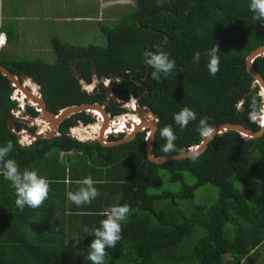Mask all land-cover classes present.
Returning <instances> with one entry per match:
<instances>
[{
	"label": "trees",
	"instance_id": "obj_1",
	"mask_svg": "<svg viewBox=\"0 0 264 264\" xmlns=\"http://www.w3.org/2000/svg\"><path fill=\"white\" fill-rule=\"evenodd\" d=\"M134 1L133 10L131 6L120 9V16L126 15L116 27L100 24L106 20L98 18L97 27L107 38L106 47L79 46L54 37L51 49L55 63L17 58L16 52L6 54L4 48L0 64L38 83L53 114L68 106L99 102L107 90L104 85L95 89V95L81 85V81L92 84L95 75L112 80L122 76V81L113 82L111 88L125 100L132 95L139 97L147 89L141 105L151 107L159 118L153 147L156 157L182 154L199 144L202 137L196 128L203 117L212 128L235 123L259 130L250 113L252 100L259 105L262 98L256 94L258 88L252 90L246 58L264 46V23L253 18L250 0ZM1 32L9 34V44L13 45L14 28L5 25ZM166 36L169 41L161 44ZM213 46L220 48L215 75L209 73L205 55ZM149 48V52L163 51L176 61L167 78L161 76L157 81L151 77L153 69L145 62ZM196 52L201 58L193 63ZM254 66L264 78V58L257 59ZM130 74L146 77L144 86L133 81ZM12 92L11 81L0 72V146L11 141L15 148L9 158L17 161L21 171L36 170L46 178L49 192L40 207L20 210L15 204V190L4 180L0 165V264H69L71 256L76 264H91L88 247L95 229L106 218L105 212L123 204H128L131 212L122 224L121 240L106 250L105 264H242L246 258L253 263L261 258L264 136L246 141L236 132H228L216 137L195 160L158 165L147 159L146 132L132 142L110 148L64 135L78 125V120L84 124L93 121L82 113L64 121L60 137L25 147L8 128L16 104L10 98ZM183 107L195 111L197 120L181 129L173 117ZM112 108L114 113L122 111L115 105ZM169 125L177 136L176 150L164 153L161 149L166 140L160 130ZM23 127L17 124L18 129ZM71 150L79 153L67 156V163H62L60 152ZM161 170L167 171L171 183H181L178 191L149 193L163 185ZM185 173L196 183L189 185ZM87 176L97 182L100 195L91 204L77 207L66 194L77 191V181ZM205 185L219 189L214 204L197 206L192 212L179 206L178 201H193L196 190ZM163 201L172 204L157 209L156 202ZM201 232L197 242H186ZM77 239L83 240L84 250L74 255Z\"/></svg>",
	"mask_w": 264,
	"mask_h": 264
},
{
	"label": "clouds",
	"instance_id": "obj_2",
	"mask_svg": "<svg viewBox=\"0 0 264 264\" xmlns=\"http://www.w3.org/2000/svg\"><path fill=\"white\" fill-rule=\"evenodd\" d=\"M249 9L254 14L253 18L255 20L264 23V0H250ZM1 34L6 36L5 33ZM7 44L8 38L6 44L0 45V52L7 46ZM219 51V46H213L205 53L208 57L207 67L211 75H215L219 71ZM145 55L147 57L145 61L146 64L151 66L153 69L150 75L157 81L161 79V76L167 78L175 69L176 61L174 59L170 60L169 55L163 51L149 52L145 53ZM200 58L201 53L196 52L193 55V63H198ZM96 77L98 76H94L92 84H87L85 81H81L84 91H87L85 86H89L91 90H93L94 87L99 88L101 84L104 85L106 89L110 90L113 82H117V79L119 78L116 77L114 80L107 78L108 80L103 81L104 77L102 79L99 77L97 79ZM95 80H97L96 82L98 83L96 86L93 85ZM110 80L112 83H110ZM28 82L31 83L30 80ZM31 84L35 86L36 90H33V88L29 85H26V82H24L23 87L29 88V90L33 92H38L39 89L36 87V84L38 83L33 80ZM91 85H93V87ZM12 94L13 95L10 98L16 103V96L18 95L17 87L13 86ZM251 107L252 111L250 113V118L253 121H258L264 125V99L259 102V105L257 104L256 99H253ZM173 118L175 123L183 129L186 128L190 122L197 120V113L189 107H183L179 112L174 114ZM196 131L202 137V143H207L213 139L214 129L208 124L207 117L200 118ZM160 135L166 140V143L162 146L161 150L164 153L175 151L174 142L176 141L177 136L175 135L173 128L170 125L165 126L160 130ZM14 148L15 146L11 141L7 142L4 146H0V165H2L3 168V178L4 180L10 182L12 188L15 190V204L20 210H23L25 206L33 209L38 208L43 204L44 200L47 199L49 181L40 176L36 170H29L25 168L21 171L17 161L9 158V154L14 151ZM190 156L191 159L195 160L198 158L199 152H193ZM96 183L97 182L91 176L78 180L77 184H79L80 187L75 192H67V199L74 203L77 207L84 204H91V202L100 195L98 188L95 186ZM130 212V206L128 204H123L112 206L110 210L104 213L106 218L102 219L99 227L95 229L93 233L94 239L88 247L89 252L87 259L91 262V264H105V257L107 255L106 250L109 248H115L117 243L121 240L122 224L127 220ZM85 231L87 232L88 229H85ZM76 241L78 243L79 239Z\"/></svg>",
	"mask_w": 264,
	"mask_h": 264
},
{
	"label": "water",
	"instance_id": "obj_3",
	"mask_svg": "<svg viewBox=\"0 0 264 264\" xmlns=\"http://www.w3.org/2000/svg\"><path fill=\"white\" fill-rule=\"evenodd\" d=\"M169 38L166 36V40L161 44H166ZM150 48L147 50L149 53ZM264 58V46H261L251 52L246 58V68L248 74L253 78L252 90L258 88L256 94L264 99V78L262 75L255 69L254 63L257 59ZM0 72L7 77L14 87L18 89L19 97H22V94L25 93L28 98V105L31 107H36L40 115L38 117H20L9 119L8 128L10 132L19 139V143L25 147L31 146L39 140H49L54 137L59 136L60 127L62 123L78 114L86 113L91 115L95 120V125H90L85 127L83 130V135L81 132L77 131L81 135L75 136V139H79L84 142L88 140L95 141L99 143L102 147H116L122 144L132 142L139 133L146 132V155L149 162L158 165L168 164L178 160L191 159L190 154L193 152H199V156L202 155L209 147L210 143L216 138L221 137L228 132H236L242 139L248 141L252 139H259L264 136V125L258 121H253L256 123L260 129L252 130L246 128L242 124L235 123H225L218 127L213 128L214 134L213 139L207 143L200 142L197 145H193L188 148L185 153L156 157L153 154V147L156 138V133L159 129V118L156 112L147 105H141L140 97L131 98V102L128 103L124 99L120 98L113 92L111 93L112 98L115 101L117 107L129 110L132 113L126 112L119 117L112 119L111 115L107 112L104 105L100 104H81V105H72L60 110L57 114L51 113L46 106L43 96L38 94V92H31L29 88H24V82L32 83V78H21L19 75L12 73L8 68L0 64ZM98 79V77H96ZM108 80L106 77L103 78V81ZM147 78H143L142 81H146ZM110 83L112 81L110 80ZM140 85H144L140 84ZM37 89H41L39 84H36ZM146 93V92H145ZM244 101L240 103V109L243 110ZM16 122L26 124L28 126H37L40 128L37 132H29L28 129H18L15 126ZM83 125V123H81ZM117 133H126L127 137L119 142H110L109 136L116 135ZM202 141V140H201ZM22 142V143H21ZM198 156V157H199Z\"/></svg>",
	"mask_w": 264,
	"mask_h": 264
},
{
	"label": "rangeland",
	"instance_id": "obj_4",
	"mask_svg": "<svg viewBox=\"0 0 264 264\" xmlns=\"http://www.w3.org/2000/svg\"><path fill=\"white\" fill-rule=\"evenodd\" d=\"M68 1L69 0H61V3L56 2L53 4L52 0H0V27H4V24L7 22V27L14 28L13 33L17 32L18 29L20 30V35H13L14 44L11 45L8 43L6 54L10 53L7 51H14L17 53L15 54L17 58H41L53 64L56 62V56L51 49V40L54 37H58L67 43L79 46L92 44L106 47L107 38L97 27L99 24L98 15L96 13H90L95 7V4L88 3V7L84 4V13L86 16L78 14L80 19H75L73 18L77 15L75 8L68 7L74 6V3H69ZM100 2L103 3L102 1ZM119 4L124 3L120 2ZM126 5L129 4L125 2L122 7L125 10H127ZM135 7L136 3L134 1L132 10ZM94 9L96 10V8ZM125 15L126 14H122V16L112 20L107 19L105 23L100 24L116 27ZM38 16L39 19L37 20ZM47 17H52L54 21L53 26L50 25ZM35 44L37 47L33 48ZM96 81L97 80H95L93 84L95 86L98 85ZM93 85L91 86L93 87ZM161 175L163 178V185L161 187L152 188L149 191L150 194H160L166 191L176 192L181 188V183H171L169 181V174L167 171L161 170ZM185 179L189 185L196 183L195 178L188 173H185ZM218 198L219 189L213 185H205L196 190L193 201H178V204L186 212H192L197 206L214 204ZM171 204L172 203L169 201L156 202L155 207L157 209H164L171 206ZM202 235L203 232L198 233L191 239L186 240V242H190L191 245V243L197 242ZM229 235L232 236V232H229ZM83 250L82 240L78 242L72 252L74 255H79ZM259 252L262 256L257 262L253 263L246 258L242 264H264V243L260 246ZM226 258L228 259L229 256ZM68 263L76 264V258L71 256Z\"/></svg>",
	"mask_w": 264,
	"mask_h": 264
},
{
	"label": "flooded vegetation",
	"instance_id": "obj_5",
	"mask_svg": "<svg viewBox=\"0 0 264 264\" xmlns=\"http://www.w3.org/2000/svg\"><path fill=\"white\" fill-rule=\"evenodd\" d=\"M127 73H129V72H127ZM27 76H21V78H26ZM99 77V76H98ZM130 77H131V79L133 80V81H135V82H137L139 85L140 84H143L144 82L142 81V79L143 78H145V77H141V76H139L138 74H130ZM100 78V77H99ZM103 78V77H102ZM102 78H100V79H102ZM136 78H138V80L136 79ZM122 79H123V77L122 76H119V78L117 79V82H120V81H122ZM29 83V82H28ZM30 84V83H29ZM26 85H27V83H26ZM31 85V84H30ZM140 86H142V85H140ZM144 86V85H143ZM31 87V86H30ZM98 87V86H97ZM100 88V87H99ZM95 89H96V87H94V89L92 90V91H86L88 94H90V95H95L96 93V91H95ZM31 91V90H30ZM31 92H33V91H31ZM113 92L115 93V94H117V96H119L118 95V93H117V91L116 90H114L113 88H111L110 90L109 89H107L106 91H105V93H104V96L102 97V99L99 101V102H97L98 104H100V105H104L105 106V108H106V110H107V112L111 115V117H112V119H114V118H116V117H119V116H121V115H123V114H126V112H128V113H132V112H130L128 109L127 110H125V109H123V108H120V107H117L116 105H115V101H114V99L112 98V96H111V93L113 94ZM145 92L147 93L148 92V90L146 89L145 90ZM144 92V95L146 94ZM38 94H40V95H42L43 96V94H42V92H41V90H39L38 91ZM13 94H11V96H12ZM143 95V94H142ZM10 96V97H11ZM133 96V95H132ZM130 97L128 100H125L126 102H128V103H130L131 102V98H133V97ZM120 97V96H119ZM135 97V96H134ZM140 97V96H139ZM120 98H122V97H120ZM138 98V97H137ZM16 99H17V102H16V104H15V106L12 108V110H11V118L10 119H14V118H20V117H27V116H32V117H38L39 115H40V113L38 112V110H37V108L36 107H31V106H29L28 105V98L26 97V94L25 93H23L22 94V97H19V95H17L16 96ZM44 99V98H43ZM123 99V98H122ZM45 103H46V101H45ZM96 103V104H97ZM91 104H95V103H91ZM112 105H115L117 108H120V109H122V111L120 112V113H114L113 112V108H112ZM47 106V105H46ZM33 110L34 112H30L29 110ZM34 113H37V115H34ZM91 118H93L91 115H89ZM70 119V118H69ZM64 123V122H63ZM62 123V124H63ZM81 123H83V125L81 124ZM17 124H23V123H20V122H16L15 123V126L17 127ZM24 125V127L22 128V129H28V131L29 132H37V131H39L40 130V128L39 127H37V126H28V125H26V124H23ZM90 125H95V120L93 119V121H91V122H89V123H86V124H84V122L82 121V120H78V125L76 126V127H70L69 128V130L67 131V132H64V135H67V136H69L72 140H76V141H79V142H81V143H84V144H88V145H93V144H95V143H97V142H95V141H92V140H88L87 138H86V140L87 141H84V142H82V141H80L79 139H75L74 137L77 135V136H79V137H81V135L80 134H78L77 132H76V130L77 131H79V132H81V134L83 135V130L82 129H84L85 127H87V126H90ZM62 126V125H61ZM22 129H20V130H22ZM62 135V133H61V127H60V133H59V136H57V137H60ZM57 137H54V138H57ZM127 137V134L126 133H117L116 135H110L109 136V141L110 142H119V141H121V140H123V139H125ZM137 137V136H136ZM54 138H52V139H54ZM111 138H114L115 140H111ZM50 140V139H49ZM127 144V143H126ZM122 145H124V144H122ZM120 146V145H119ZM78 150H71V151H61L60 152V159L62 160V163H67V160H66V158H67V156H69V157H71V156H74L76 153H79V151L77 152ZM67 170H70L69 169V167L67 168Z\"/></svg>",
	"mask_w": 264,
	"mask_h": 264
},
{
	"label": "crops",
	"instance_id": "obj_6",
	"mask_svg": "<svg viewBox=\"0 0 264 264\" xmlns=\"http://www.w3.org/2000/svg\"><path fill=\"white\" fill-rule=\"evenodd\" d=\"M53 4H55L56 2L61 3V0H52ZM100 1H102L103 3H101ZM69 3L72 2L74 3V6H68L69 8H75V12L77 13V15H75L73 18L75 19H80L78 14H82L84 16V9H85V5H87L88 7V3L90 4H95L96 10L93 8L90 13H96L98 15V18H103L105 20L107 19H114V18H118L120 16V9L124 6L125 2L128 3L129 5L126 6H133L134 5V0H69ZM124 3V4H119V3ZM85 4V5H84ZM47 13V11H46ZM49 16V15H47ZM39 19V16L37 17V20ZM48 22L50 23L51 26H53V19L52 17H47ZM91 20V19H89ZM7 25V22L4 24V26ZM1 28V27H0ZM18 29V27H17ZM19 29L17 32H15L14 35H20L19 34ZM1 33H5L7 38H8V33L7 32H1ZM0 33V34H1ZM9 43V41H8ZM23 44V43H22ZM9 44H7L8 46ZM32 45V44H31ZM7 46L5 48H7ZM36 44L33 45V48H36ZM29 52V51H26ZM79 241H82V239H80Z\"/></svg>",
	"mask_w": 264,
	"mask_h": 264
},
{
	"label": "built area",
	"instance_id": "obj_7",
	"mask_svg": "<svg viewBox=\"0 0 264 264\" xmlns=\"http://www.w3.org/2000/svg\"><path fill=\"white\" fill-rule=\"evenodd\" d=\"M6 41H7L6 36L3 35V34H0V45H4V44H6ZM85 89H86L87 91H92L91 88H90L89 86H85Z\"/></svg>",
	"mask_w": 264,
	"mask_h": 264
},
{
	"label": "bare ground",
	"instance_id": "obj_8",
	"mask_svg": "<svg viewBox=\"0 0 264 264\" xmlns=\"http://www.w3.org/2000/svg\"><path fill=\"white\" fill-rule=\"evenodd\" d=\"M30 84H31V83H30ZM30 84H29V83H27V85L31 86V88H33V90H36V89H35V86H34V85H32V84L30 85Z\"/></svg>",
	"mask_w": 264,
	"mask_h": 264
}]
</instances>
